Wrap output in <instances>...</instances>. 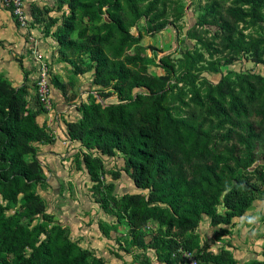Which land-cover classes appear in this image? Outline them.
<instances>
[{
	"label": "trees",
	"instance_id": "16d2710c",
	"mask_svg": "<svg viewBox=\"0 0 264 264\" xmlns=\"http://www.w3.org/2000/svg\"><path fill=\"white\" fill-rule=\"evenodd\" d=\"M143 1L146 2L140 7ZM54 2L57 8L66 5L69 11L62 14L55 28L59 56L74 65V61L66 57L67 51L76 56L87 53L96 94L116 98V102L111 103L79 102L76 105L79 117L64 123L63 137L78 143L77 166L92 182V202L113 218L109 222L97 221L100 234L114 239L119 247L120 239L112 232L116 233L124 220L129 232L128 245L149 249L157 264H184L178 247L194 252L210 264H237L231 251L216 248L214 241H200L195 229L204 216L215 228L214 239L217 234H228L220 225H227L232 218L242 215L253 200L264 199V150L260 157L255 156L256 145L261 140L257 126L264 124V109L256 125L246 120L241 127L240 119L252 116L247 102L241 100L239 92L232 90L226 99L220 81L215 84L205 81V92L191 90L189 100L217 117L218 124L231 125L227 130L211 134L203 127V120L192 119L193 109L173 111L175 108L164 102L167 92L175 88L176 83L194 77L191 70L201 55L194 57L184 50L185 66L175 75L168 55L155 59L154 52L149 56L126 53L141 38L139 32L132 34L128 29L139 19L145 18L143 30L146 33L163 28V23L158 21L163 12L153 13L163 0ZM260 3L253 1L249 14L234 9L231 12L239 17L257 18ZM6 10L12 15L10 9ZM75 10L93 22L90 37L95 42L80 35L70 38L75 28ZM29 13L33 22H38L40 11L35 6H31ZM201 15L220 21L219 28L230 31L231 25L223 19L217 2H211ZM53 23L51 20L50 24ZM262 28L264 33V16ZM263 40L264 35L250 45L255 49L257 42ZM228 43L238 48L230 37ZM15 61L23 76L19 86L7 85L0 75V264H105L69 238L67 227L53 220L34 190L35 184L44 181V176L33 143H49L52 137L35 121L36 110L27 104L26 72L21 61ZM148 64L159 67L163 74H146ZM75 68L80 69L77 64ZM241 90L248 102L259 99L264 106V95L260 90L255 93L249 80ZM179 101L187 106L181 97ZM232 127L243 131L240 138L243 153L235 154L232 146L226 149L227 154L216 152L219 142L230 139ZM116 153L121 159L119 171L127 175L135 188L145 190V194L123 193L117 198L111 192L112 183L103 184V158L112 159ZM256 159L263 163L247 170ZM192 165L194 170L187 172ZM219 173L228 175L225 182H221ZM219 204L221 211L216 208ZM148 220L156 227L144 242L141 227ZM120 249L127 252L124 246ZM114 255L118 256L116 252ZM144 263L151 264L147 257ZM243 264L264 262L251 259Z\"/></svg>",
	"mask_w": 264,
	"mask_h": 264
},
{
	"label": "rangeland",
	"instance_id": "374dc122",
	"mask_svg": "<svg viewBox=\"0 0 264 264\" xmlns=\"http://www.w3.org/2000/svg\"><path fill=\"white\" fill-rule=\"evenodd\" d=\"M213 1L219 4L223 19L231 25L230 31L220 29L218 26L220 21H212L213 19L210 16L201 15L204 8ZM253 1L255 0H163V4L158 3L153 12H163L162 17L158 19L159 23H163L161 30L146 33L143 30L145 18L139 19L134 26L128 28L132 34L139 32L141 38L136 45L126 50V53L137 52L149 56L154 52L155 59L161 55H168L174 65L175 75L181 72L185 66L184 50L187 49L194 57L197 54L201 55V59L193 65L191 70L194 77L191 80L186 77L176 83V87L167 92L164 102L173 106L175 108L173 111L176 108H180L182 112H188L193 109L194 117L192 119L194 121L203 120V127L209 129L211 134L216 131L227 130L231 125L229 123L218 124L217 117L211 113H206L203 108L193 105L189 100L191 90L195 89L200 94L205 92V81L210 82V84L220 81L222 90L226 94V99L228 92L232 90L233 92H239L241 100L247 102L252 116L247 119L241 118V127H244L246 120H252L256 125L261 119L264 106L260 104L259 99L248 102L244 95V90H241V86L245 87V82L249 80L254 86V92L256 93L260 90L261 94L264 95V40L257 42L255 49L250 45L251 42H255L257 38L264 35L262 28L264 0H258L261 3L257 6V18H252L251 16L239 17L238 14L231 12L234 9L249 14L250 5ZM22 2L24 3V0ZM145 2H141L140 7H143ZM25 3L26 5L22 7L25 18H27L25 28L17 27L18 25L15 24L17 29H9L7 27L4 30V35L13 37L17 44L21 38L19 32H28L30 28H34L33 36L40 40L42 45L45 44L43 53L50 60L51 88L54 86L58 87L61 96L66 99L68 104L70 102L74 105L79 102L87 104L91 101L99 103L116 102V98L113 95L97 96V98L93 96L96 93L95 89H97V86L91 82L92 70L89 67L90 61L87 53H81L76 56V53L67 51L66 57L74 61V65L68 59H63L59 56L54 34L56 26L61 21L62 14L69 13L66 5L57 8L54 0H26ZM31 6H35L40 11L38 22H33L29 16ZM5 10L1 11L2 18L8 20L9 15ZM74 13L76 15L75 28L70 38H76L80 35L81 38L86 36L90 42H95L94 38L90 37V26L93 22L82 16L77 10ZM11 17L15 21L14 16L11 15ZM202 19H204L203 23L201 22ZM51 20H54L52 25L50 24ZM25 34L23 33V35ZM228 37L232 39V42L236 41L238 48L229 45ZM43 47L40 44L39 49ZM17 49L19 52L20 46ZM21 50L22 52L24 51V49ZM22 55L25 59L23 62L31 65L30 56L25 53H22ZM13 58L18 59L16 54L13 55ZM9 64L16 73L20 72L16 61L12 60ZM75 64L80 67L79 70L75 68ZM145 69L146 74H163L159 67L151 64L146 65ZM54 91L56 92V90ZM179 97L187 103V106L181 104ZM70 115L72 114L69 113L67 116ZM257 128L261 133V140L255 148V156L258 158L264 150V124L257 126ZM242 134L243 131L241 129L232 127L230 139L219 142L216 152L227 154L226 149L232 146L234 153L241 155L244 151V145L240 140ZM56 146L63 156L52 159L47 157L40 158L39 163L42 166L41 173L44 176V181L35 184V192L43 200L46 211L52 205L54 221L62 220L61 216L69 215L71 210L76 208L92 214L96 205H90L91 208L82 207V205L88 203L92 204V182L88 180L85 171L77 166L76 161L80 157L77 151L80 150L79 147L77 145L72 146L71 149L67 146L62 147L60 141ZM229 163H232V161L230 160ZM261 163H263V160L256 159L247 170H251L256 164ZM120 167L121 159L119 153H116L112 159L103 158L101 167L102 182L104 185L112 183V194L117 198L123 193L145 194V190L135 188L127 175L119 171ZM194 168L193 165L188 166L187 172H192ZM115 174L116 178H113ZM219 176L222 183L228 178L226 173H219ZM219 187L222 188V185L220 184ZM216 208L218 211L222 210L220 204ZM10 212L11 210L8 211V213ZM99 214L104 220L108 219V216L102 212H99ZM122 222L118 225L116 233L112 232L113 236L117 235L119 237L120 246H112L111 250L116 252L114 249L118 250L124 246L134 263L145 264L144 258L147 257L151 264H157L149 249L128 245L129 232L127 231L126 222L124 220ZM155 227L156 224L150 220L141 227L144 242L154 233ZM198 230L201 231L203 228L201 227L200 229L198 227ZM203 248L205 249V246ZM210 248L213 249V247ZM107 250L112 255L110 249L107 248Z\"/></svg>",
	"mask_w": 264,
	"mask_h": 264
},
{
	"label": "crops",
	"instance_id": "0c3cea01",
	"mask_svg": "<svg viewBox=\"0 0 264 264\" xmlns=\"http://www.w3.org/2000/svg\"><path fill=\"white\" fill-rule=\"evenodd\" d=\"M26 0H24L23 5H26ZM5 10L1 7L0 3V75L4 78L7 85L11 87L19 86L22 83L23 76L21 70L16 73L10 66L9 62L15 61L13 55L21 61V66L26 72V86H27V104L32 109L36 110L35 121L38 125L43 126L45 130L51 135L52 140L49 143H33L35 147V156L40 161V158L47 157L52 159L55 157H62L60 150H57L56 144H61V140L64 139L65 125L66 121H75L79 117V113L76 110V104H69L61 96L58 87L54 86L51 88V110H45L40 107L39 103L36 101L33 92V80L35 78L36 72L33 65H27L23 62L24 57L20 53L21 49H25V38L23 33L21 34L20 41L15 43L13 37H7L4 35L5 28L17 29L13 18L11 17L8 10L9 19L2 18L1 11ZM30 16V14H29ZM31 17V16H30ZM18 27V26H17ZM33 34L34 28H30ZM41 42V41H40ZM19 44V45H18ZM41 46H45V44ZM20 46L19 52L18 47ZM45 50V47L41 49ZM20 69V68H19ZM94 87V86H93ZM56 90V92L54 91ZM55 110V111H53ZM72 114L67 116L68 114ZM70 146H78L75 141L69 142ZM67 145H62L65 147ZM59 151V152H57ZM90 205H96L88 203L82 205L83 208H91ZM87 208V209H88ZM53 216L54 211L52 210V205L47 210ZM99 212H102L96 205L95 210L92 214L87 213L85 210H80L79 208L72 209L71 213L67 216H61L60 221H56L61 225L67 227L68 236L71 240L76 241V243L81 247L89 250L93 255L100 257L105 264H137L134 263L133 259L129 253L122 251L120 248L115 250L118 256L114 255L112 246L118 247L114 239L103 237L99 230L97 229V221L101 218ZM103 213V212H102ZM104 215H107L103 213ZM103 216V215H102ZM108 219L105 221H112L113 218L109 215ZM198 227L203 228L199 231ZM220 227L225 228L229 231L228 234L222 233L217 235V238H213V230L215 229L209 224L206 217H202L198 222L195 231L199 235L200 241L211 243L214 241L217 243V247L220 249H225L231 251V254L236 259L237 264H243L244 262L257 259L264 262V199L253 200L242 215L234 217L231 219L230 223L227 225H220ZM230 246H227L226 244ZM110 249V253L107 250Z\"/></svg>",
	"mask_w": 264,
	"mask_h": 264
},
{
	"label": "built area",
	"instance_id": "2783aa9c",
	"mask_svg": "<svg viewBox=\"0 0 264 264\" xmlns=\"http://www.w3.org/2000/svg\"><path fill=\"white\" fill-rule=\"evenodd\" d=\"M1 6L3 8H8L11 11V14L14 16L15 22L18 27L25 28L27 23V18L23 13V2L22 0H0ZM25 38V49L20 53H25L30 56L32 60V65L36 72L34 78V95L39 103V105L45 110H51V85H50V60L48 57L43 53L40 47V40H37L31 33L29 29L28 32L24 35ZM95 93V92H94ZM97 98V94L93 95ZM70 140L63 139L61 140L62 145H70ZM178 255L184 261V264H210L208 262L202 261L199 259L194 252L188 250H182L180 247L177 249Z\"/></svg>",
	"mask_w": 264,
	"mask_h": 264
}]
</instances>
